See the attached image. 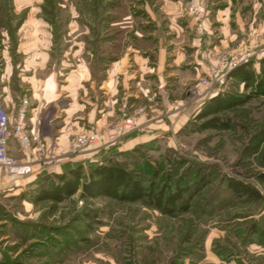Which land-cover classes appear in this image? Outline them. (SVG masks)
Instances as JSON below:
<instances>
[{"label":"rangeland","instance_id":"obj_1","mask_svg":"<svg viewBox=\"0 0 264 264\" xmlns=\"http://www.w3.org/2000/svg\"><path fill=\"white\" fill-rule=\"evenodd\" d=\"M164 4L181 14L171 18ZM226 5L227 36L216 26ZM182 20L220 44H203L204 72L178 81L176 72L140 71V58L156 67L163 40L175 49ZM241 48L251 55L238 66L253 62L260 73L264 0H0V93L27 100L35 129L32 172L13 178L0 166V264H264V141L246 153L264 130V96L221 112L226 129L200 127L209 98L247 92L230 73L207 76ZM89 129L102 143L71 151L73 136ZM110 159L156 190L186 184L173 213L149 197H82V189L61 201L38 197L52 186L44 176Z\"/></svg>","mask_w":264,"mask_h":264},{"label":"trees","instance_id":"obj_2","mask_svg":"<svg viewBox=\"0 0 264 264\" xmlns=\"http://www.w3.org/2000/svg\"><path fill=\"white\" fill-rule=\"evenodd\" d=\"M252 64L253 62H248L240 65L229 74L233 79L244 83L247 92L241 94L226 92L209 98L206 101L203 114L200 115V119L206 118L200 125L201 128H228V124L220 117L221 112L244 105L252 98L264 96V57L259 60L260 73L253 72ZM263 141L264 130L252 137L249 148H246V153L257 152ZM82 170V167L79 166L67 172L44 176V181L51 183L52 186L50 188L42 186L38 190V197L61 201L76 193L78 189H82V197L107 195L127 201H137L149 197L162 211L173 213L176 201L187 189L186 184L181 182L177 183L175 188L168 190L165 184L159 190L154 188L153 183L145 186L130 171L112 159L90 165L85 172ZM53 176L56 178L55 181H53ZM258 178L264 181V172H259ZM228 183L241 193L249 196L256 194L253 188L243 182L231 179Z\"/></svg>","mask_w":264,"mask_h":264},{"label":"built area","instance_id":"obj_3","mask_svg":"<svg viewBox=\"0 0 264 264\" xmlns=\"http://www.w3.org/2000/svg\"><path fill=\"white\" fill-rule=\"evenodd\" d=\"M191 12L197 15L204 13V8L200 4H192ZM251 55V50L241 48L229 53L221 58L216 66L211 67L207 76L210 80H216L219 75L222 77L226 73L234 70L239 64L246 61ZM27 100H22L15 114H11L5 106L4 99L0 93V166L13 178L26 176L32 172L33 167L29 161L30 152L33 146V136L27 126ZM132 119H128L124 124L129 126ZM122 128L121 125L119 129ZM102 143L101 133L95 129L84 130L76 134L70 141L71 151H82L87 147ZM17 146L24 158H18L12 153V145ZM26 159V160H25Z\"/></svg>","mask_w":264,"mask_h":264},{"label":"crops","instance_id":"obj_4","mask_svg":"<svg viewBox=\"0 0 264 264\" xmlns=\"http://www.w3.org/2000/svg\"><path fill=\"white\" fill-rule=\"evenodd\" d=\"M177 5L178 4H164L163 8H165L166 11L168 9L170 10V13H171L170 17L172 18V16L176 17L178 14H181V12L178 10ZM228 8H229V5H226L224 9L225 12H223L224 14L218 13L219 10L216 11L217 20H219L216 23V26L217 25L221 26L220 31L221 33L223 32L225 36H227L226 34H229L230 32L228 29V25H229L228 21L230 18L228 15V10H227ZM174 19L176 21V18ZM184 23H185L184 20H182L181 24H183V28L182 27L181 28L183 30L178 31L179 29L178 30L176 29L177 32H181L182 37L179 39L178 43L176 42L175 49H172V50L167 49L168 46L172 45V40H169V39L163 40L162 46H161L162 48H160L158 55H157L158 59H157L156 67L152 66V64L151 66H149L150 62L148 61V58L144 60L140 58L139 62L142 67L141 69L139 68L140 71H142L143 73L157 72V73L163 74V72L166 70L165 72L166 75L176 72L177 74L181 75V80L179 79L178 81H183V77L186 78V75L193 79V76H196L197 73L204 72L206 68V62L204 60V51L202 49L203 44H205L204 47L208 46L209 48L210 47L217 48L220 44L216 41V38L214 37L215 34L213 35L214 39L211 37L209 44L202 41L199 34L195 32L192 26V21H189L188 25L187 24L184 25ZM214 31H211L212 34L214 33ZM205 41H207V39ZM160 78L162 79L163 82H165V78L163 77H160ZM3 99H4L5 106L8 108L9 112L11 114H15L18 101L16 103L15 101L9 102V100L7 99V96L6 97L4 96ZM30 128L31 127L29 126V129ZM34 130H35L34 128L31 129V134L33 137H34ZM14 152L21 154L17 146L13 144L12 153L14 154Z\"/></svg>","mask_w":264,"mask_h":264}]
</instances>
